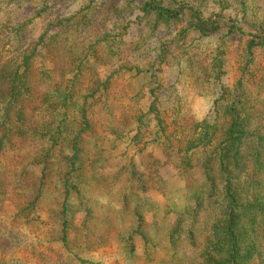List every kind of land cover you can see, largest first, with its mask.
<instances>
[{
	"label": "rangeland",
	"instance_id": "1",
	"mask_svg": "<svg viewBox=\"0 0 264 264\" xmlns=\"http://www.w3.org/2000/svg\"><path fill=\"white\" fill-rule=\"evenodd\" d=\"M173 1L167 5L188 2L223 28L199 39L187 32L186 14L165 27L144 13L145 0H0V63L35 54L25 93L32 105L22 113L60 136L51 154L48 143L30 152L15 144L13 158L0 152V264H167L181 246L166 243L171 229L180 221L184 233L194 224V203L206 192L198 171L183 165L193 151L175 139H190L202 121L222 134L237 81L258 99L244 112L264 117V0ZM219 36L227 37L212 73ZM250 40L258 44L252 56ZM72 143L82 165L67 180L61 207L62 196L29 178L50 175L59 187ZM72 209L81 221L68 224L60 241L59 214ZM80 229L95 238L70 239Z\"/></svg>",
	"mask_w": 264,
	"mask_h": 264
},
{
	"label": "trees",
	"instance_id": "2",
	"mask_svg": "<svg viewBox=\"0 0 264 264\" xmlns=\"http://www.w3.org/2000/svg\"><path fill=\"white\" fill-rule=\"evenodd\" d=\"M172 2L174 1L155 0L150 3L145 0L142 8L144 13L152 14L154 20H161L165 27H173L179 16L189 15L193 25L187 32L195 33L199 39L218 35V31L223 28L220 23L206 21L208 18L188 2H179L178 10L167 5ZM213 16L221 20L230 19L228 15L220 16V13H213ZM238 33L243 35L240 31ZM226 37L219 36L220 42L213 49L210 61L212 73L216 64L221 62L225 47L223 39ZM235 37L234 32L229 33L230 40ZM238 40L241 41V38ZM247 45L246 53L252 56L251 50L257 48L258 44L250 40ZM32 56L35 54L31 51L30 54H22L20 58H3L0 63V152L3 155L11 152L12 158L16 150L15 144H24L30 152L38 143L40 148L48 143V150L45 149L44 153L51 154L53 147L58 146L56 139L60 137L58 130L50 127L42 129L40 124L31 119V114L22 113L25 107L32 105V100L25 95L36 76ZM40 77L41 80L45 78L42 75ZM236 85L233 101L223 117L227 127L222 134L216 133L213 123L202 121L195 125L190 139L185 135L181 139H175L180 146L184 144L186 149L193 151L191 156L183 160V165L196 169L202 176L206 197L194 203L196 205L191 214L194 224L189 225L184 233L181 232L180 221L171 229L166 243L171 246L173 242L180 240L181 246L171 251L167 264H264V117L244 112L257 105L258 99L246 94L241 81H237ZM226 106L220 107L224 109ZM70 145L72 151L69 149L67 159L59 164L65 177L63 182H57L60 183L59 187L55 181H50V175L42 179H36L32 175L29 178L37 184L38 190H47L46 193L52 198L55 197V192L57 196H62L61 207H65L64 203L70 194L67 186L70 180H67L77 168L75 165H79L80 161L82 165V155L75 143ZM41 162L46 169V161ZM40 164L38 162L37 166L40 167ZM65 213L66 211L61 210L59 214L60 241L64 239L63 233L68 224L81 221V215L76 210H71L72 217L70 214L64 218ZM112 229L116 234L121 232L119 226ZM110 230L111 228L108 233ZM79 231L78 234L71 232L70 239L85 244L89 238H95L85 229ZM125 233L130 239L136 234L132 227Z\"/></svg>",
	"mask_w": 264,
	"mask_h": 264
}]
</instances>
